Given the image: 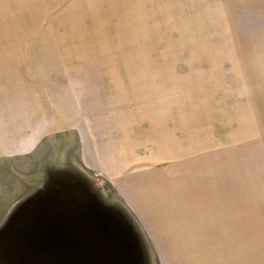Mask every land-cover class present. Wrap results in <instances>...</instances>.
Masks as SVG:
<instances>
[{"label":"rangeland","instance_id":"rangeland-1","mask_svg":"<svg viewBox=\"0 0 264 264\" xmlns=\"http://www.w3.org/2000/svg\"><path fill=\"white\" fill-rule=\"evenodd\" d=\"M24 227L53 264H264V0H0V264Z\"/></svg>","mask_w":264,"mask_h":264},{"label":"trees","instance_id":"trees-1","mask_svg":"<svg viewBox=\"0 0 264 264\" xmlns=\"http://www.w3.org/2000/svg\"><path fill=\"white\" fill-rule=\"evenodd\" d=\"M27 228V227H26ZM24 233H17V239L19 242L16 246L9 250L14 251L15 263L14 264H53L51 259H49L54 253V248L50 244V238L46 235L40 236L39 239L43 240L44 244L36 245L35 243V234L29 233L24 227ZM78 236L80 234L78 233ZM48 238V239H47ZM88 255V259L85 261V264H103L102 262H95V258L102 255L103 251L101 249H86L83 251ZM72 252L70 251V254ZM71 258V257H70ZM77 264V263H74ZM109 264H120L118 260L109 262Z\"/></svg>","mask_w":264,"mask_h":264}]
</instances>
